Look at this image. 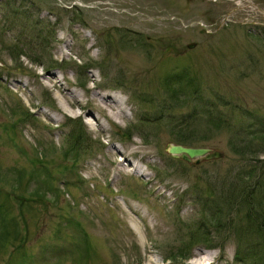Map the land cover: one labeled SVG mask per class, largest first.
<instances>
[{
  "label": "rangeland",
  "instance_id": "374dc122",
  "mask_svg": "<svg viewBox=\"0 0 264 264\" xmlns=\"http://www.w3.org/2000/svg\"><path fill=\"white\" fill-rule=\"evenodd\" d=\"M186 71L200 98L171 103ZM196 108L224 154L198 165L166 149ZM260 124L264 0H0V264H264L239 212L201 227Z\"/></svg>",
  "mask_w": 264,
  "mask_h": 264
},
{
  "label": "trees",
  "instance_id": "16d2710c",
  "mask_svg": "<svg viewBox=\"0 0 264 264\" xmlns=\"http://www.w3.org/2000/svg\"><path fill=\"white\" fill-rule=\"evenodd\" d=\"M166 81V92L169 95L171 103L178 102L179 99H184L185 96H190L194 100L200 98V91H198L197 84H192L193 80L188 71L183 74H174L168 77ZM207 106H209L206 107L209 113H212L217 108V105L212 104V102L207 103ZM199 114L200 110L196 108L194 109V114H191L192 116L175 117L177 125L175 127L177 129H175L174 134L177 143L192 146L194 143L199 142V138L196 139V137L192 136V133L196 130L194 126L197 125L195 121ZM190 119L193 120L191 121ZM208 119L211 121V119L214 120V117L209 116ZM222 121L217 116V122L211 123V128H220L225 124ZM189 129L193 131L191 132ZM245 131H247L248 135H244V137L235 136V139H230V143L232 144L233 152L241 156L244 161H247L248 165L242 166L241 170L234 174L236 176L235 178L223 182L225 183L224 185L223 183L220 185L221 188L215 197L218 209L211 211L212 213L208 223L202 224L201 227L209 229L213 227L217 229L216 233L219 234V232H222L221 219H225L226 217L223 212L224 207H228L231 211L239 212L243 217L242 223H244V227L242 229H245L249 234L248 238L250 236L251 239L258 238L257 241H250L247 248L250 254L255 257L256 252H259L261 249L264 251V158L260 159L264 155V125L260 124L258 129L250 126ZM255 160H257L255 163H249ZM243 241V238L239 239V247H241L240 244H243ZM241 254L239 249V252L236 254V259L245 261L240 257Z\"/></svg>",
  "mask_w": 264,
  "mask_h": 264
},
{
  "label": "water",
  "instance_id": "95a60500",
  "mask_svg": "<svg viewBox=\"0 0 264 264\" xmlns=\"http://www.w3.org/2000/svg\"><path fill=\"white\" fill-rule=\"evenodd\" d=\"M191 48V46H190ZM167 151L174 156L175 158H181L182 160L198 165L202 161H209L214 159H219L224 156V154L220 151H212L210 147H202V146H190V145H182L179 143L167 144Z\"/></svg>",
  "mask_w": 264,
  "mask_h": 264
},
{
  "label": "bare ground",
  "instance_id": "6f19581e",
  "mask_svg": "<svg viewBox=\"0 0 264 264\" xmlns=\"http://www.w3.org/2000/svg\"><path fill=\"white\" fill-rule=\"evenodd\" d=\"M94 96L96 98L97 94H94ZM103 107H104L105 110L106 109H111V115L113 114V115L118 116V117H120L126 110V105H125L124 101H122V102L121 101L120 102L117 101V104H116V107H115V109H118L117 112H113L112 110H114V108H112V107L109 108V106H107V105L103 106ZM130 165L133 168V171L134 170L135 171H140V173L143 174V172H141L140 168L137 167L138 164H130ZM213 262L214 261H212V257H205V258L203 257L201 259L192 261V264H213ZM148 264H159V263L155 259H150Z\"/></svg>",
  "mask_w": 264,
  "mask_h": 264
}]
</instances>
